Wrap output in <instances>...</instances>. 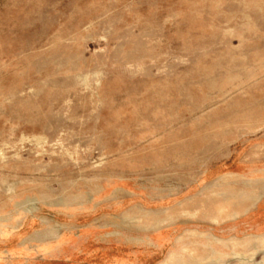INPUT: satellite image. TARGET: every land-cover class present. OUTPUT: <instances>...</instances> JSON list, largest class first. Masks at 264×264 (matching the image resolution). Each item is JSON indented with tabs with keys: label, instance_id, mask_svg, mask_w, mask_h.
Masks as SVG:
<instances>
[{
	"label": "rangeland",
	"instance_id": "1",
	"mask_svg": "<svg viewBox=\"0 0 264 264\" xmlns=\"http://www.w3.org/2000/svg\"><path fill=\"white\" fill-rule=\"evenodd\" d=\"M263 185L264 0H0V264H264Z\"/></svg>",
	"mask_w": 264,
	"mask_h": 264
},
{
	"label": "crops",
	"instance_id": "2",
	"mask_svg": "<svg viewBox=\"0 0 264 264\" xmlns=\"http://www.w3.org/2000/svg\"><path fill=\"white\" fill-rule=\"evenodd\" d=\"M226 174V173H225ZM260 188V187H259ZM251 205L241 209L219 206L217 211H208L207 231L218 238L254 236L264 238V185Z\"/></svg>",
	"mask_w": 264,
	"mask_h": 264
}]
</instances>
